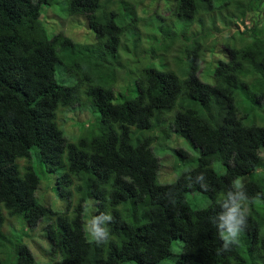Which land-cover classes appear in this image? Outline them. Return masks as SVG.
<instances>
[{
  "label": "trees",
  "instance_id": "16d2710c",
  "mask_svg": "<svg viewBox=\"0 0 264 264\" xmlns=\"http://www.w3.org/2000/svg\"><path fill=\"white\" fill-rule=\"evenodd\" d=\"M45 1L0 0V264H158L172 256L174 264H264V126L249 116L258 108L252 105L264 99V31L256 27L264 0H241L244 9L224 18L229 25L251 13L256 25L236 30L248 36L250 45L237 47L233 37L227 40V59L214 62L212 82L198 75L201 65L210 70L208 51L215 49L214 39L203 45L205 34L185 43L179 60L172 57L174 70L141 66L133 76H122V58L134 52L136 65L156 55V45L143 44L151 30L159 41L146 24L156 22L158 32L184 33L193 17L222 11L231 0H165L174 6L172 30L159 26L155 15L148 21L139 16L140 0H67L69 15L86 17L94 32L91 43L61 33L48 36L38 8L32 11ZM199 26L205 31L202 22ZM249 61L254 64L246 65ZM57 64L77 81L58 82ZM252 72V83L245 82ZM82 108L90 115L69 140L57 124V111ZM167 113L173 118L159 134ZM170 129L198 155L174 149L184 169L175 177L173 162L174 174L160 182L154 144L167 139ZM32 153L55 175L48 188L56 210L38 201L40 179L32 165L16 162ZM241 177L250 197L248 223L225 253L210 218L220 211L217 201L231 181ZM193 192L209 200L206 207L193 209L187 200ZM103 212L114 217L106 225L111 239L97 244L86 227ZM8 219L19 220L21 228L8 223L3 230ZM40 222L48 245L44 262L22 240L23 228L32 230ZM177 240L181 250L173 255Z\"/></svg>",
  "mask_w": 264,
  "mask_h": 264
},
{
  "label": "rangeland",
  "instance_id": "374dc122",
  "mask_svg": "<svg viewBox=\"0 0 264 264\" xmlns=\"http://www.w3.org/2000/svg\"><path fill=\"white\" fill-rule=\"evenodd\" d=\"M67 0H54L52 4L51 0H47V3L45 5L41 6H33L32 11H35V8H38L40 14V18L43 20L47 34L48 36H51L54 32H61L64 35L70 37L72 40L80 43H90L87 40H83V36H88V33L91 34L94 37V33L92 30L88 29L86 26V19L81 15H69L65 11V5ZM142 1V0H141ZM138 3V14L139 16H142L146 18V21L152 16H157V18L164 17V22L170 20V14L173 10L172 4H167L164 0H143L142 2ZM242 1L241 0H231V3L228 4L226 8L223 9V13H232L236 14L238 11L243 10L244 7H242ZM35 5V4H34ZM247 20L251 18L253 15L247 13ZM264 22V18L262 19ZM143 24L145 25V21L142 19ZM205 23L209 25L208 20L205 19ZM140 21L139 25L141 29L144 27ZM215 25L223 30L224 23H221V21L215 22ZM250 25V22H249ZM146 26H151L159 38L158 42H155L152 39L153 32L151 30V36L150 41H144L143 44H145V47L150 48L151 45H156V55H149L143 59H140L138 64L129 66L128 65V71L133 76L134 72L137 71L138 67L141 66H155L158 68H171L175 67V63L172 60V57L180 58L181 51L183 44L185 43L183 36H177L173 40L169 38L166 35H162L158 33L154 29V21L151 23L146 24ZM197 25L193 24L191 26V29H196ZM235 28L234 25L228 26V28L224 30L227 31V34H231L233 36V29ZM213 30L209 31L210 34ZM143 35L146 33L145 30H142ZM84 34V35H82ZM204 35V33L201 34V36ZM213 39L215 42V49H212L211 51H208L211 56V68L209 70V67H207L205 70L203 69V65L200 67V73L199 75L204 77L202 81L206 82H212V69L214 68V65L217 59H227L225 47L227 42V38L225 34H219L216 35L213 33L212 36L206 35L202 39L204 46H209L212 44ZM212 40V41H211ZM169 45V47H168ZM217 47V48H216ZM227 48V47H226ZM209 49V48H208ZM121 56H124L122 54L123 50H119ZM137 52V50H136ZM164 52V53H163ZM166 53V54H165ZM134 52H129L128 61H132L134 59ZM168 55V56H167ZM126 62V60H125ZM171 64V65H170ZM172 66V67H171ZM125 69H122L120 71V74L122 76H125ZM56 80L64 85H72L74 84L77 79L73 74L68 73V71L64 68L62 64H57L55 67V74H54ZM132 81L129 80V83ZM128 83V84H129ZM127 84V85H128ZM125 85V86H127ZM252 91L257 92L255 89L251 88ZM253 108L258 105L253 104ZM81 108V107H80ZM89 110L86 108L82 109H59L57 111V124L63 130L64 136L67 137L69 140H74L76 136L80 131L78 123L81 121H85V119H88L89 117ZM250 119H252L255 124L259 126H264V104H261L260 108H256V110L251 113ZM166 120H171L172 114L167 113L166 116H164ZM252 120H249L252 122ZM158 133V131H156ZM176 148H182L186 150L191 156H197L198 150L195 149L191 143L186 140L185 138H182L181 135L177 133H170V139H165L162 145H158L154 147V152L157 155V157L160 160V170H159V176L158 180L160 182H164L163 180L169 179L173 173V162H174V169H175V177L178 175L181 171H183L184 166L182 162L181 156L174 150ZM261 155L263 156L264 160V148L261 149ZM20 159L27 160V164H31L35 172L37 173L39 179H40V185L39 189L36 191V197L39 202L42 204L49 205L53 209L57 208V203L53 200V194L50 190L54 184V174L46 172L44 167L40 165V163L37 160L36 155L32 153L30 158H19ZM16 161V162H17ZM214 168L218 169V164H213ZM21 168V167H20ZM175 177L171 180H168L166 182H170L175 179ZM162 180H161V179ZM240 179L243 180V177ZM50 187V188H48ZM55 198V197H54ZM58 200V199H57ZM187 200L189 204L193 207V209L203 208L206 207L208 204V199L203 197V195L199 192H193L187 194ZM8 223H11L12 227L15 229L21 228L22 224L17 219H8L7 224L3 226V230L8 229ZM44 223L40 222L38 226L32 230H28L26 228H23L26 235L22 237V240L26 242V244L30 247L32 250L33 255L35 256L36 260L40 262H44V259L46 258L45 250L48 248V245L45 241L44 234L42 233V227ZM120 227V226H119ZM20 233V232H18ZM182 242L180 240H177V242H174L171 246V251L173 255H177L181 250ZM48 257V256H47ZM49 258V257H48ZM175 257L172 256L171 258L162 260L158 264H174Z\"/></svg>",
  "mask_w": 264,
  "mask_h": 264
},
{
  "label": "clouds",
  "instance_id": "9594fccd",
  "mask_svg": "<svg viewBox=\"0 0 264 264\" xmlns=\"http://www.w3.org/2000/svg\"><path fill=\"white\" fill-rule=\"evenodd\" d=\"M53 2H54V0H51L50 4H52ZM31 3L36 4L33 1ZM46 3H47V0L45 1V3L40 4V6L41 5L43 6ZM122 3H123V1H122ZM173 9H174V6H173ZM40 14H41V12H40ZM227 14L223 13V9H222V11H219L218 9H214V11H212L210 14H203L201 16V20H198L197 18L193 17L194 20L191 21L190 28L187 29L184 33L179 32L176 35H172V31H166V32L160 31V32H158L155 28L156 22H154V29L158 33H160L162 35H166L169 38H171L172 40L177 36H183L185 43H188L196 35H200V34L204 33L205 35L212 36L214 33L216 35L225 34L227 40L228 39L231 40V37H233V40L235 39V45L237 47H241L243 45L244 46L250 45L251 41L248 38V36L241 35L236 30L237 29H238V31H244L245 29L249 30V28L253 24L256 25L255 18H253V16L251 18H249L248 20H247V16L244 19H237L236 20V18H234V19H232L233 21H231L229 23V25L224 24V26L221 27V28H223V30H221L215 25V22L221 21V23H224L223 22L224 18H228V16H226ZM251 15H253V14H251ZM81 16H83L86 19V17L84 15H81ZM169 16L171 18L169 21H166V22H164V17L157 18V24L161 27L170 26V29H171L170 22H171V20L175 19L173 10ZM263 18H264V14L262 12H260V19H258L259 24L256 27L259 29H262L261 31H264V22L262 20ZM205 19L208 20L209 25H207L205 23ZM201 22H202V26L204 27L205 31H207V34L205 33V31H203V32L201 31V28L199 26ZM249 22H250V25H249ZM193 24L197 25L196 29H191V26ZM231 25L235 26V28L233 29V36H231V34H229V33L227 34V31L224 30V27L226 29V28H228V26H231ZM86 26L88 29H90L88 27L87 20H86ZM211 29L213 31L209 34L208 32L211 31ZM194 31L198 32V33H195V35L191 34ZM55 33H57V32H54L53 34H55ZM58 33H61V32H58ZM61 34H63V33H61ZM82 35H84V34H82ZM64 36H66V35H64ZM88 36H89V39H87L88 38L87 36H83L82 37L83 40H87L90 43L95 41V38L91 34L88 33ZM127 36L128 35H126L123 40H125V38H127L128 42H126V43L128 44L130 42V39ZM66 37H68V36H66ZM68 38H70V37H68ZM185 43L183 44V46L186 45ZM155 51H156V49H155ZM156 52H161V51H156ZM124 55L126 56V54H124ZM177 59L179 60V57ZM122 60H123V63H126V67L124 69L127 71V73L125 75H128V74L131 75L128 71V65L132 66L133 64L131 62H129L128 60H126L125 58H122ZM125 60H126V62H125ZM245 64L246 65H248V64L253 65L254 61L245 62ZM246 65H245V67H246ZM249 69L251 70V68H249ZM199 73L200 72H198V75H199ZM252 74H253V72L251 74H248L244 78V81L247 83H252V80H253ZM199 77H201V76L199 75ZM261 104H264V99L262 101H260L258 108L261 107ZM171 114H172V118H173V113H171ZM172 118H171V120H172ZM56 120H57V118H56ZM171 120H167L166 123L163 124V126L159 130V134H160L161 129H167L168 130V128H167L168 124L167 123ZM62 132H63V130H62ZM172 132H174V131H172L170 129L168 139H170V133H172ZM174 133H176V132H174ZM164 141L165 140L161 138V140L155 142L154 147H156L158 145H162ZM23 163H24V159H20L19 161H17V164H19L20 166ZM199 176L201 178H203V177H205V173L201 172L199 174ZM201 187L207 188L206 182L203 183L201 185ZM249 200H250V197L247 194V190H246V187H245L242 179L236 178V179L231 181V186H230L229 190L227 191V193L225 195H223L217 201V203L219 204V207H220V211L217 212L215 214V216L211 217L210 220H211V223L215 226L216 231L219 235V238L223 242L221 245L220 251L225 252V253L230 252L232 250L233 246L238 243L240 234L246 229L247 223H248V214H249V209H248ZM44 205H46V204H44ZM112 222H114V217L111 214V212H103V213H100L99 215H94L87 222L86 231L88 232V234L91 236V238L97 244L107 243L111 239V233H110L109 228L106 225L109 223H112Z\"/></svg>",
  "mask_w": 264,
  "mask_h": 264
}]
</instances>
